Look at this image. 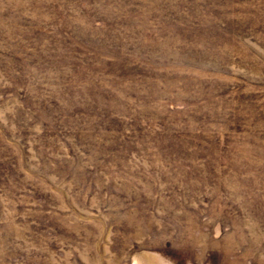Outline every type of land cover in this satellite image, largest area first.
Instances as JSON below:
<instances>
[{"label":"rangeland","instance_id":"374dc122","mask_svg":"<svg viewBox=\"0 0 264 264\" xmlns=\"http://www.w3.org/2000/svg\"><path fill=\"white\" fill-rule=\"evenodd\" d=\"M0 264H264V0H0Z\"/></svg>","mask_w":264,"mask_h":264}]
</instances>
